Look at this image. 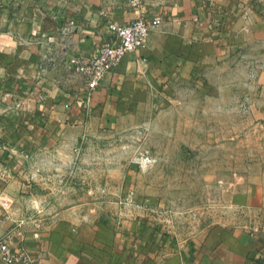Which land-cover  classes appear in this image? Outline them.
Instances as JSON below:
<instances>
[{"label": "crops", "instance_id": "obj_1", "mask_svg": "<svg viewBox=\"0 0 264 264\" xmlns=\"http://www.w3.org/2000/svg\"><path fill=\"white\" fill-rule=\"evenodd\" d=\"M156 14L161 22L143 47L90 96L57 65L62 53L95 54L109 36L106 21ZM45 54L54 58L42 69ZM212 67L251 69L253 80L237 75L233 84L261 89L246 100L264 112V0H141L137 8L127 0H0V237L10 235L37 264H264V241L251 232L180 239L146 219H93L75 206L41 223L25 219L41 207L33 182L45 177L31 173L34 159L69 153L77 137L130 116L149 86L200 79Z\"/></svg>", "mask_w": 264, "mask_h": 264}, {"label": "rangeland", "instance_id": "obj_2", "mask_svg": "<svg viewBox=\"0 0 264 264\" xmlns=\"http://www.w3.org/2000/svg\"><path fill=\"white\" fill-rule=\"evenodd\" d=\"M222 68L149 86L130 116L77 137L69 153L34 159L31 173L45 178L33 182L41 207L26 221L75 206L93 219H146L180 239L219 229L264 241V112L246 100L261 89L233 84L253 80L251 69Z\"/></svg>", "mask_w": 264, "mask_h": 264}, {"label": "built area", "instance_id": "obj_3", "mask_svg": "<svg viewBox=\"0 0 264 264\" xmlns=\"http://www.w3.org/2000/svg\"><path fill=\"white\" fill-rule=\"evenodd\" d=\"M127 3L137 8L141 0H127ZM161 22L160 15H153L150 20L142 16L134 17L122 23L106 21L108 38L102 41L95 54L59 55L58 66L78 76L84 86L85 94L90 96L103 77L113 71L122 57L131 51L143 47L149 29ZM53 56L45 54L42 57V69L48 63H53ZM18 106V105H16ZM0 262L3 264H37V260L19 246L13 245L11 236L0 237Z\"/></svg>", "mask_w": 264, "mask_h": 264}]
</instances>
